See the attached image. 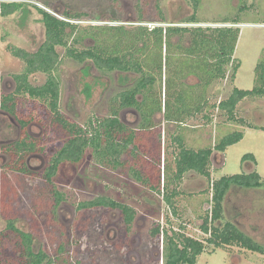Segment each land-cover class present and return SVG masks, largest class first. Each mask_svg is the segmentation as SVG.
Here are the masks:
<instances>
[{"label":"rangeland","instance_id":"1","mask_svg":"<svg viewBox=\"0 0 264 264\" xmlns=\"http://www.w3.org/2000/svg\"><path fill=\"white\" fill-rule=\"evenodd\" d=\"M21 2L25 5L20 11L0 17V105L5 97H15V77L27 67L25 61L13 54L12 48L34 54L45 43L41 10L77 20L73 23L78 24V32L70 45L79 34L83 40L75 46L78 50L96 45L113 46L119 36L102 33L98 29L102 26H124L131 32L137 26L149 30L156 26L217 27L224 25L210 23L236 20L239 22L236 27L241 31L235 58L241 67L234 80L231 68L226 80L207 89L208 107L187 120L184 128L175 123L163 125L160 120L164 80L170 75L161 74L157 69L161 51L152 45V39L151 44L135 55L146 71L157 78L156 85L146 93L144 107L148 113L156 112L151 122L145 117L142 119L139 110L121 108L115 100L122 91L136 85L140 78L137 73L100 71L93 62H77L67 55L65 48L57 47L61 63L55 75L61 86L60 110L64 117L90 130L91 122L98 125L111 118L113 110L119 109V120L136 134L141 144L138 149L128 148L120 159V168L100 162L90 148L79 163L62 164L53 181L64 200L56 207L54 186L47 182L45 175L69 134L57 123L48 104L28 95H17L16 110L12 113L0 106V264H26L18 234L8 229L9 221L33 234L35 252L49 253L55 264H165L163 233L184 234L204 242L206 250L197 264H264V255L260 253L237 245L216 248L208 244L210 235L202 229L211 209L214 182L222 177L253 172L264 181V131L249 128L264 125V97L240 103L233 120L217 107L229 98L234 88L252 90L256 85L255 70L264 59V0H199L197 17L202 24L198 25L185 23L196 14L193 0ZM33 3H41L45 9ZM61 16L58 19L62 20ZM90 29L98 31V35L91 36ZM177 42L175 38L174 43ZM47 79V74L38 72L30 76L29 82L37 87ZM185 82L188 86L199 84L194 77ZM143 98L140 96L139 100ZM233 132H242L244 138L215 156L209 167L210 178L191 171L176 182L182 147L195 151L214 149ZM180 136L181 146L176 142ZM122 137L121 134L116 140ZM21 141L34 144L35 148L19 152L17 143ZM245 155L254 156L255 161L243 162ZM133 169L138 170L143 182L137 179ZM172 194H176L173 205L166 200ZM98 198L111 199L133 209L136 216L131 229L120 210L78 209L79 204ZM225 210V220L220 222L222 227L227 221L235 223L264 246V187L232 188ZM158 228L160 235L155 233Z\"/></svg>","mask_w":264,"mask_h":264},{"label":"trees","instance_id":"2","mask_svg":"<svg viewBox=\"0 0 264 264\" xmlns=\"http://www.w3.org/2000/svg\"><path fill=\"white\" fill-rule=\"evenodd\" d=\"M193 2L196 7V14L186 20L185 23L202 24L197 17L199 0H193ZM22 7L23 4L20 3H6L0 0V17H8L20 11ZM42 15L46 30L45 43L34 54L19 48H12L13 54L25 61L27 67L23 74L15 77L17 83L15 97H5L0 106L12 113L16 110L15 100L17 95H28L32 99L48 104V109L54 115L57 123L69 134L68 141L52 158L51 165L46 171L45 178L51 185H53V178L57 175L59 166L62 163H79L89 148L93 149L100 162L109 163L115 168H120L122 166L120 159L128 148L133 146L134 149H138L140 146L136 134L119 120V109L113 110L111 118L102 121L98 125L97 122H91L90 130L79 127L64 117L60 110L61 86L55 75L61 63L57 47L65 48L67 55L77 62H93L100 71L137 73L140 78L136 85L122 91L115 100L120 103L121 108H135L140 111L143 117H149L146 120H151L156 112L154 110L148 113L144 109L147 106L146 93H149L152 87L156 85L157 78L146 71L143 64L135 59V55L151 44L150 40L152 39V45L161 51L160 62L156 63L158 64L157 69L161 71V74L170 75L169 78L164 80L165 92L160 105L161 113H163L166 123H175L184 128L187 120L197 114H202L208 107L207 89L217 82L226 80L231 68L232 80H234L241 67L235 58L241 31L239 27H236V25H239L236 20L232 22L222 19L210 23L224 25L217 27L168 26L164 28L156 26L149 30L145 26H137L132 28L133 31L131 32L127 31L128 28L124 26H102L98 28L101 29L102 33H114L119 36L113 42V46L112 44L96 45V47L89 49L78 50L75 46L83 40L79 34L76 35L73 45H70L71 38L75 32H78V24L60 20L43 10ZM68 15L70 16V14ZM74 17L77 18L78 15ZM92 31L91 36L98 35V31L90 29V33ZM175 38H178L177 43H174ZM255 71L257 80L252 90L234 88L229 98L218 104V109L226 112L229 119H235L237 108L243 101L264 97V59L258 63ZM38 72L47 74L48 79L44 85L36 87L29 82V78L32 74ZM191 77L196 78L199 84L188 86L185 80ZM198 89L201 92L197 93ZM140 96L144 97L143 100H139ZM249 128L264 131V125H254V127L249 126ZM121 134L123 135L122 139L117 141L116 137H121ZM243 138L244 134L242 132H233L225 136L214 149L195 151L182 147L177 161L176 182L183 180L185 175L191 171L210 178L209 167L210 163L214 162L215 156L223 154L230 146L239 143ZM182 141V136L176 138V142L180 146ZM17 146L19 152H27L30 148H35L34 144H29L27 141H21L17 143ZM249 159L255 161L254 156L245 155L243 162ZM24 171L26 170L24 169ZM133 171L137 179L143 182L144 179L140 176L138 170L133 169ZM234 187L259 189L264 187V181L257 172H253L222 177L213 183L212 205L210 211L207 212L202 227L204 233L210 235L206 242L216 248L237 245L243 249L264 255V246L248 236L237 224L227 221L223 227L221 226L220 222L225 220L227 197ZM54 195L56 207H58L64 196L57 191L55 186ZM174 197H176V194L167 196L166 200L173 205ZM101 207L121 210L128 229H131L136 214L133 209L126 205L107 198H98L78 205L80 211ZM217 224L219 226H216ZM9 228L19 236L26 264H55L49 253L43 250L35 252L33 235L18 229L13 221L9 223ZM155 233L160 235V229H156ZM163 234L165 237L163 253L165 264H197L199 256L206 250L204 242L186 237L184 234L173 236H169L168 233Z\"/></svg>","mask_w":264,"mask_h":264},{"label":"flooded vegetation","instance_id":"3","mask_svg":"<svg viewBox=\"0 0 264 264\" xmlns=\"http://www.w3.org/2000/svg\"><path fill=\"white\" fill-rule=\"evenodd\" d=\"M2 2H6V3H20V4H23V7H24V5H25V2H21V0H7V1H4V0H1ZM33 5H35V6H38V7H40V8H43V9H45L44 8V6L41 4V3H33ZM49 5V4H48ZM22 7V8H23ZM42 11V10H41ZM198 11V10H197ZM18 12V11H17ZM17 12H15V13H17ZM14 13V14H15ZM65 13V12H64ZM51 14V13H50ZM53 14V16H55V17H57V18H59L61 15V19L62 20H64V21H67V22H71V23H73L74 21H77V20H75V19H71V18H67V17H64L63 16V14H59L58 12H56V14L55 13H52ZM67 14H70V12H67ZM9 17V16H8ZM63 17V18H62ZM75 24V23H74ZM262 25V24H261ZM264 25V24H263ZM161 114V113H160ZM163 114V113H162ZM142 119H144V117H143V115H142V117H141ZM147 119H149V117H146ZM153 118H154V116H153ZM161 122H162V124L163 125H167V123H166V121H165V117H164V115H162L161 116ZM149 121H152V119L151 120H149ZM19 143V142H18ZM64 163H67V162H64ZM64 163H62V164H64ZM69 163V162H68ZM70 163H72V162H70ZM214 163V162H213ZM61 164V165H62ZM60 165V166H61ZM60 166H59V168H60ZM49 168V167H48ZM59 171V170H58ZM53 180H54V178H53ZM53 186H55V184H54V181H53ZM55 188H56V186H55ZM57 189V188H56ZM57 191H59L58 189H57ZM60 192V191H59ZM62 193V192H61ZM63 194V193H62ZM64 196V195H63ZM64 200V199H63ZM63 202V201H62ZM61 202V203H62ZM116 202V201H115ZM121 204V203H120ZM61 205V204H60ZM59 205V206H60ZM58 206V207H59ZM113 210H119V209H113ZM121 211V210H120ZM122 212V211H121ZM136 214V213H135ZM136 216V215H135ZM135 221V220H134ZM11 221H9L7 224V226H8V229H10L9 228V223H10ZM19 229V228H18ZM21 230V229H20ZM22 231V230H21ZM24 232V231H23ZM25 233H27V234H31V233H29V232H25ZM31 235H33V234H31ZM34 243H35V239H34ZM33 248H34V246H33ZM41 251V250H40Z\"/></svg>","mask_w":264,"mask_h":264}]
</instances>
